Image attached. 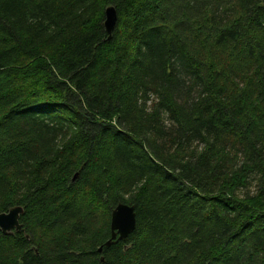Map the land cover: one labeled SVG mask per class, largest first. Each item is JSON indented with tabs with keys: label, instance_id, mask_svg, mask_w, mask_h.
<instances>
[{
	"label": "trees",
	"instance_id": "1",
	"mask_svg": "<svg viewBox=\"0 0 264 264\" xmlns=\"http://www.w3.org/2000/svg\"><path fill=\"white\" fill-rule=\"evenodd\" d=\"M17 206L0 264H264V0H0Z\"/></svg>",
	"mask_w": 264,
	"mask_h": 264
},
{
	"label": "water",
	"instance_id": "2",
	"mask_svg": "<svg viewBox=\"0 0 264 264\" xmlns=\"http://www.w3.org/2000/svg\"><path fill=\"white\" fill-rule=\"evenodd\" d=\"M118 20L117 12L114 6H108L104 11L103 27L107 34V40H110ZM77 177L75 174L74 178ZM23 214L22 207L11 208L8 212L0 213V232L3 235H9L13 232H21L22 226L19 218ZM136 228V213L134 206L127 204H118L111 212L110 217V239L104 244L109 247L119 241L126 240ZM102 248L98 251L101 252Z\"/></svg>",
	"mask_w": 264,
	"mask_h": 264
}]
</instances>
